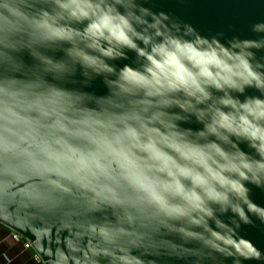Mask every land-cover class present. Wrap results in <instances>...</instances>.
Returning <instances> with one entry per match:
<instances>
[{
	"label": "clouds",
	"instance_id": "obj_1",
	"mask_svg": "<svg viewBox=\"0 0 264 264\" xmlns=\"http://www.w3.org/2000/svg\"><path fill=\"white\" fill-rule=\"evenodd\" d=\"M264 18L0 0L6 264H264ZM4 243V241H0Z\"/></svg>",
	"mask_w": 264,
	"mask_h": 264
},
{
	"label": "water",
	"instance_id": "obj_2",
	"mask_svg": "<svg viewBox=\"0 0 264 264\" xmlns=\"http://www.w3.org/2000/svg\"><path fill=\"white\" fill-rule=\"evenodd\" d=\"M153 5L180 16L204 31H225L229 34L235 30L246 35L252 22L264 18V0H153ZM253 199L257 203L264 202V193L255 190ZM0 215H3L2 210ZM0 224L22 236L31 246L25 233L15 230L8 223L0 221ZM247 233L258 246H264V234L253 228L247 229ZM40 262L43 264V261Z\"/></svg>",
	"mask_w": 264,
	"mask_h": 264
},
{
	"label": "crops",
	"instance_id": "obj_3",
	"mask_svg": "<svg viewBox=\"0 0 264 264\" xmlns=\"http://www.w3.org/2000/svg\"><path fill=\"white\" fill-rule=\"evenodd\" d=\"M9 236H12L15 241L19 242L20 244L26 245L32 256L35 257L36 260H38V257L31 248L30 244L22 236L15 238L13 231L0 224V241H4V243H0V264H6V262H10L12 258L17 257L19 253L18 247H13L7 243V238ZM25 259L26 257H20L15 261V264H22V261Z\"/></svg>",
	"mask_w": 264,
	"mask_h": 264
},
{
	"label": "built area",
	"instance_id": "obj_4",
	"mask_svg": "<svg viewBox=\"0 0 264 264\" xmlns=\"http://www.w3.org/2000/svg\"><path fill=\"white\" fill-rule=\"evenodd\" d=\"M19 236H20L19 234L14 233V237H15V238H17V237H19ZM38 260H39V258H38Z\"/></svg>",
	"mask_w": 264,
	"mask_h": 264
},
{
	"label": "trees",
	"instance_id": "obj_5",
	"mask_svg": "<svg viewBox=\"0 0 264 264\" xmlns=\"http://www.w3.org/2000/svg\"><path fill=\"white\" fill-rule=\"evenodd\" d=\"M41 264V263H40Z\"/></svg>",
	"mask_w": 264,
	"mask_h": 264
}]
</instances>
